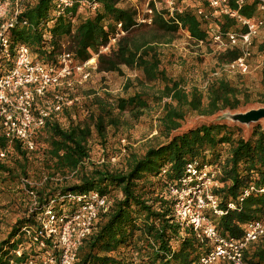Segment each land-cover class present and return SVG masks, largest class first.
Masks as SVG:
<instances>
[{"label": "trees", "instance_id": "trees-1", "mask_svg": "<svg viewBox=\"0 0 264 264\" xmlns=\"http://www.w3.org/2000/svg\"><path fill=\"white\" fill-rule=\"evenodd\" d=\"M71 1L72 5L60 7L59 0H23L17 23L7 31L13 46H29L33 59L48 65L59 66L63 50L72 55L75 64H83L120 32L118 23H122L125 33L109 51L99 53L97 70L122 72L128 66L143 72L148 81L164 83L161 92L170 100L164 102L158 118L155 139L159 141L143 153L128 145L125 152L119 148L111 156L120 157L118 166L92 163L89 167V139L94 130L105 142L109 127L126 122L123 114L136 119L144 115L152 106L151 97L142 92L123 96L103 92L83 103L73 99L36 132L47 172L38 183L29 171L33 151L19 139L10 142L0 130V150H7L0 159V189L6 183L17 185L24 204V212L0 239V264L37 262L41 252L28 232L39 227L38 217L49 208L59 215L73 213L79 205L70 195L95 190L107 195L110 202L79 247L76 264H197L213 250L214 242L200 239L193 227L176 221L175 198L169 191L171 184L186 175L190 163L217 171L219 185L214 193L224 214H207L219 234L243 237L249 222L264 220V121L251 123L248 131L242 123L225 117L183 127L189 113L209 115L236 109L242 102L240 96L250 93L225 78L211 80L206 93L197 86L188 90L162 68L159 37L149 39L141 30L150 27L165 33L183 29L194 41L210 44L216 26L223 33L246 32V26L227 14L210 15L209 0H175L173 13L165 0H145L153 10L151 24L138 21L144 10L139 6L142 0L135 5H123L124 0H91L98 3L97 8L83 11L78 9L82 0ZM238 1L229 0L230 7L247 17L264 16L257 0H246L243 6ZM200 8L207 17L198 13ZM258 48L264 51V42ZM242 54V47L235 45L220 56L231 62ZM4 67L10 68L11 62L1 60L0 74ZM56 92L48 90L44 99H54ZM44 99L38 105L43 106ZM244 258L248 264H264V236L248 245ZM215 264L229 263L219 260Z\"/></svg>", "mask_w": 264, "mask_h": 264}, {"label": "built area", "instance_id": "built-area-1", "mask_svg": "<svg viewBox=\"0 0 264 264\" xmlns=\"http://www.w3.org/2000/svg\"><path fill=\"white\" fill-rule=\"evenodd\" d=\"M257 1L264 13V0ZM22 2L23 0H0V67L1 60L11 62V67H4L0 74V130L10 142L19 139L31 152L37 148V130L44 126L47 120L52 119L55 113L73 102L72 98L58 91L54 99H44L48 90H55L63 84L71 85L74 72L81 73L85 78L90 76L91 71L97 68L96 59L99 53L109 51L120 33L111 37L99 53L83 64H75L72 55L63 50L60 54V65H48L34 60L29 46L21 44L14 47L7 34L8 29L18 21L23 10ZM72 2L59 0L58 5H72ZM245 2L246 0L238 1L240 6ZM165 3L173 13L175 0H165ZM209 5L210 15L227 14L246 26L247 31L242 33H223L219 26L212 31L213 43L220 47H242L243 54L231 61L229 66L246 72L252 39L264 29V16L247 17L232 9L229 0H209ZM97 6L98 3L91 0H82L78 9L83 11L90 7L94 10ZM198 13L208 16L202 8L198 9ZM152 14L153 10L147 4L144 13L138 16L139 23L151 24ZM118 29L121 31L122 23H118ZM40 98L45 100L43 106L38 105ZM6 155L7 150H0V159ZM24 181L32 184L29 179L25 178ZM218 185L217 171L211 166L198 168L194 163L188 164L186 175L176 184L169 186V191L175 198L174 216L183 227H193L200 239L214 242L213 250L197 264H215L219 260L229 264H248L244 258V250L251 242L264 236V220L249 222L241 238L222 237L207 214V211L217 215L224 214L219 208V198L214 193V188ZM70 200L79 205L75 212L59 215L49 208L38 217L39 227L30 230L28 235L41 254L37 262L30 261L27 264H76L79 247L83 240L92 234L100 211L107 210L110 200L107 195L96 190L72 194ZM230 207L235 205L231 203ZM18 253L20 254L19 251Z\"/></svg>", "mask_w": 264, "mask_h": 264}, {"label": "rangeland", "instance_id": "rangeland-1", "mask_svg": "<svg viewBox=\"0 0 264 264\" xmlns=\"http://www.w3.org/2000/svg\"><path fill=\"white\" fill-rule=\"evenodd\" d=\"M137 3L138 0L123 1V5H135ZM139 6L141 9H145V0H142ZM143 11L141 13H144ZM141 31L149 39L154 35L159 37L158 45L161 52L162 68L172 78L181 80L188 90L197 86L206 93V87L211 80L225 78L230 80L233 85L250 93L248 97L240 96L242 102L236 109H224L209 115L197 111L189 113L182 122L183 127L205 120L221 119L227 113L245 112L264 106V83L262 81L264 51L258 48L264 42V29H261L254 39L255 42L251 48L252 55L248 57L246 72L232 69L229 66L230 61L221 58L220 54L227 48L220 47L215 43H198L191 39L189 33L183 29L164 33L154 28L144 27ZM119 33L121 36L125 32L120 31ZM71 81V85L63 84L55 90L82 103L89 101L95 94H103V92L121 96L142 92L151 97L152 106L144 115L136 119L128 113L123 114L122 117L126 122L118 127H109L105 142L94 130L89 139L90 157L86 162L87 166L93 167L92 163H104L110 167L118 166L120 157L111 158V156L118 152L119 148L126 149L125 145H128L134 151L143 153L148 146L159 141V139H155L158 136V118L163 113L164 102L170 100V98L164 97L161 92L164 83L148 81L143 72L128 66H123L122 72L98 71L96 68L86 78L81 73L74 72ZM83 116L84 114L81 115V118ZM226 120L232 121L228 118ZM243 125L245 131H248L252 124ZM159 138H161L160 140L163 139L162 137ZM29 171L32 179H36L38 183L47 175L45 163L38 147L31 153ZM16 186H10L9 183H6L0 189V239L7 233L9 224L24 212V204L21 202L20 192H17Z\"/></svg>", "mask_w": 264, "mask_h": 264}, {"label": "water", "instance_id": "water-1", "mask_svg": "<svg viewBox=\"0 0 264 264\" xmlns=\"http://www.w3.org/2000/svg\"><path fill=\"white\" fill-rule=\"evenodd\" d=\"M225 118L231 119L242 124H251L264 120V106L253 108L245 112L227 113Z\"/></svg>", "mask_w": 264, "mask_h": 264}]
</instances>
